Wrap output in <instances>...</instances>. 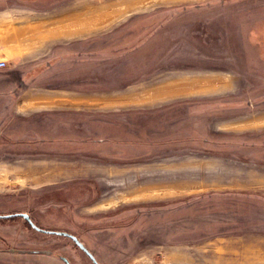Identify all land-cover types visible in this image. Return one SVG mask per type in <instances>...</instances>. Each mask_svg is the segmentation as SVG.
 <instances>
[{"label": "rangeland", "instance_id": "374dc122", "mask_svg": "<svg viewBox=\"0 0 264 264\" xmlns=\"http://www.w3.org/2000/svg\"><path fill=\"white\" fill-rule=\"evenodd\" d=\"M130 1L0 0L119 12L102 25L95 89L86 83L82 107L58 112L69 121L37 112L0 128V215L27 213L73 235L97 264H264V0L123 8ZM159 32L166 53L182 45L168 62L126 74L110 65ZM200 74L223 79L208 94H142ZM182 162L204 172L197 186L171 189L168 171ZM0 264L93 263L70 239L13 219L0 224Z\"/></svg>", "mask_w": 264, "mask_h": 264}, {"label": "crops", "instance_id": "0c3cea01", "mask_svg": "<svg viewBox=\"0 0 264 264\" xmlns=\"http://www.w3.org/2000/svg\"><path fill=\"white\" fill-rule=\"evenodd\" d=\"M98 12V5L83 3L54 11L0 8V60L6 63L0 68V128L13 127L11 122L20 121L21 117L25 120L37 112H46L50 117L61 115L67 122L65 115L58 112L77 111L82 107L85 84L95 89V80L100 79L101 49L106 48L100 43L101 29L105 25L98 24ZM164 38L163 32L147 36L143 45L109 60L110 65L123 64L121 71L126 74L132 70L129 66L132 63L147 67L168 62L175 56V48L182 45H175L166 53ZM256 45L252 47L261 56L262 43L257 42ZM170 79L172 81L167 86L163 81L153 87H144L142 94H174L182 89L194 94H208L223 78L200 74L188 79ZM165 89L171 91L164 92ZM198 106L210 107L212 111L213 105L205 103ZM193 108V111H202L196 109L198 107ZM198 167L205 166L201 164ZM171 169L172 172L168 171L172 176L169 177L173 183L171 189L197 186V175L203 171L191 162H182ZM207 181L204 178V182Z\"/></svg>", "mask_w": 264, "mask_h": 264}, {"label": "flooded vegetation", "instance_id": "af4514ba", "mask_svg": "<svg viewBox=\"0 0 264 264\" xmlns=\"http://www.w3.org/2000/svg\"><path fill=\"white\" fill-rule=\"evenodd\" d=\"M49 211H45V213L50 215ZM41 212L44 213V211H41ZM13 219H21L22 220V225L25 228L36 232L38 235H57V236L66 237V238L70 239L76 245V243L72 239V237H74L73 235H70V234H68L66 232H63V231H57V230L53 229L52 227H47V226H43V225H41V226L37 225L38 221L34 220V218H32L27 213H21L20 212V213L9 214V215H0V224L2 223L3 220H13ZM77 248L80 249L81 251H83L86 254V252L84 250H82L80 247L77 246ZM12 251H14V250L12 249ZM43 255H46V254H43ZM87 257L89 258L88 255H87ZM90 261L93 264H95L92 261V259H90Z\"/></svg>", "mask_w": 264, "mask_h": 264}, {"label": "bare ground", "instance_id": "6f19581e", "mask_svg": "<svg viewBox=\"0 0 264 264\" xmlns=\"http://www.w3.org/2000/svg\"><path fill=\"white\" fill-rule=\"evenodd\" d=\"M143 2H145L144 0H132V1H130V2H128L123 8H128V7H132V8H140V7H142L143 6ZM130 3V4H129ZM142 5V6H141ZM110 8H112V7H107V6H102V7H99V12L97 13V15L98 14H100V16H99V21H97L98 22V24H100L101 23V25H104V24H107L110 20H111V18L113 17V16H115V15H117V14H119V12H116V13H114V12H109V10H110ZM92 13V12H91ZM94 13H96V12H94ZM113 13H114V15H113ZM89 16H90V14H89ZM90 17H92V16H90ZM87 18V16L84 18V19H86ZM97 18V17H96ZM98 19V18H97ZM91 20V19H90ZM94 20V19H93ZM96 21H95V23H96ZM95 23H92V24H95ZM91 24V25H92ZM87 28V27H86ZM185 87V86H184ZM183 86H181V88H184ZM183 90V89H182ZM181 90V91H182ZM167 91H171V90H167V89H165L164 90V92H167ZM185 91V90H184ZM142 194V193H141ZM138 195V197L140 196H142V195ZM137 196V195H136Z\"/></svg>", "mask_w": 264, "mask_h": 264}, {"label": "water", "instance_id": "95a60500", "mask_svg": "<svg viewBox=\"0 0 264 264\" xmlns=\"http://www.w3.org/2000/svg\"><path fill=\"white\" fill-rule=\"evenodd\" d=\"M72 239L74 240V242L76 243V245L78 247H80L82 250H84L86 252V254L89 256L90 259H92V261L96 263V261L94 260V258L92 257V255L83 247V245L75 238V237H72Z\"/></svg>", "mask_w": 264, "mask_h": 264}, {"label": "built area", "instance_id": "2783aa9c", "mask_svg": "<svg viewBox=\"0 0 264 264\" xmlns=\"http://www.w3.org/2000/svg\"><path fill=\"white\" fill-rule=\"evenodd\" d=\"M5 61L4 60H0V68H3V67H5Z\"/></svg>", "mask_w": 264, "mask_h": 264}]
</instances>
